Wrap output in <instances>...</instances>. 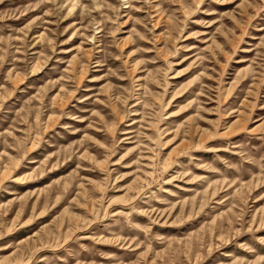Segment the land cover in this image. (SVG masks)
<instances>
[{
    "label": "rangeland",
    "instance_id": "rangeland-1",
    "mask_svg": "<svg viewBox=\"0 0 264 264\" xmlns=\"http://www.w3.org/2000/svg\"><path fill=\"white\" fill-rule=\"evenodd\" d=\"M0 264H264V0H0Z\"/></svg>",
    "mask_w": 264,
    "mask_h": 264
}]
</instances>
